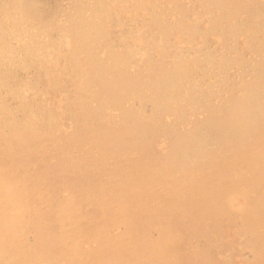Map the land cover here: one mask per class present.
<instances>
[{"label": "bare ground", "instance_id": "6f19581e", "mask_svg": "<svg viewBox=\"0 0 264 264\" xmlns=\"http://www.w3.org/2000/svg\"><path fill=\"white\" fill-rule=\"evenodd\" d=\"M0 264H264V0H0Z\"/></svg>", "mask_w": 264, "mask_h": 264}]
</instances>
